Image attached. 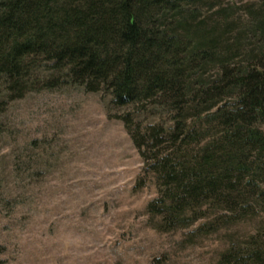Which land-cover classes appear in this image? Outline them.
<instances>
[{"label": "rangeland", "instance_id": "1", "mask_svg": "<svg viewBox=\"0 0 264 264\" xmlns=\"http://www.w3.org/2000/svg\"><path fill=\"white\" fill-rule=\"evenodd\" d=\"M196 15L191 28L219 42L216 58L186 78L195 93L219 78L223 56L234 69L264 60V36L252 32L263 0H204ZM43 60H29L16 92L0 83V264H233L264 248L261 184L237 210L204 203L192 221L164 231L147 210L158 198L154 175L143 173L123 124L108 119L111 96L43 90L55 76ZM142 108L128 111L135 125L172 124L152 100Z\"/></svg>", "mask_w": 264, "mask_h": 264}, {"label": "trees", "instance_id": "2", "mask_svg": "<svg viewBox=\"0 0 264 264\" xmlns=\"http://www.w3.org/2000/svg\"><path fill=\"white\" fill-rule=\"evenodd\" d=\"M203 1L0 0V83L16 92L29 60L42 58L55 73L43 90L111 96L108 119L123 124L143 173L154 175L158 198L147 210L164 231L192 221L204 203L237 210V199L264 187V60L234 69L223 56L211 86L195 93L186 81L216 58L219 37L191 28ZM252 32L264 36V20ZM225 98L232 102L219 106ZM150 100L172 124L135 125L128 111ZM256 250L233 264H264V248Z\"/></svg>", "mask_w": 264, "mask_h": 264}]
</instances>
